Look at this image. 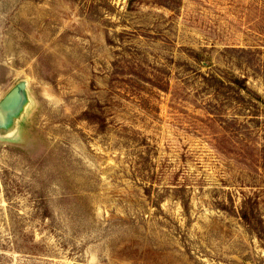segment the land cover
Here are the masks:
<instances>
[{"label": "rangeland", "instance_id": "rangeland-1", "mask_svg": "<svg viewBox=\"0 0 264 264\" xmlns=\"http://www.w3.org/2000/svg\"><path fill=\"white\" fill-rule=\"evenodd\" d=\"M100 4L0 0V264H264V0Z\"/></svg>", "mask_w": 264, "mask_h": 264}, {"label": "trees", "instance_id": "trees-1", "mask_svg": "<svg viewBox=\"0 0 264 264\" xmlns=\"http://www.w3.org/2000/svg\"><path fill=\"white\" fill-rule=\"evenodd\" d=\"M100 2H102L103 4H106V6H108V4H109V0H84V5L82 6V9L85 11H83V13L85 12V14L88 15V17H90L92 19H95V18L97 19L96 14H99V12H102L101 6H103V5H101ZM109 8H110V6H109ZM106 10L109 11L110 9H106ZM108 20H110V19H103L102 22L107 23V25H108L111 22ZM218 80H220V79H218ZM235 83H237V86L239 89L243 90V89L247 88V86H246L247 77L237 79V81Z\"/></svg>", "mask_w": 264, "mask_h": 264}, {"label": "water", "instance_id": "water-1", "mask_svg": "<svg viewBox=\"0 0 264 264\" xmlns=\"http://www.w3.org/2000/svg\"><path fill=\"white\" fill-rule=\"evenodd\" d=\"M27 88L25 80L20 81L1 101L0 113L6 112L12 105H14L20 98L21 93Z\"/></svg>", "mask_w": 264, "mask_h": 264}]
</instances>
